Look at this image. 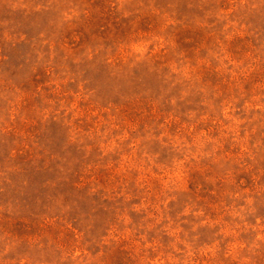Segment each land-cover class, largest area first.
I'll return each mask as SVG.
<instances>
[{"label":"rangeland","instance_id":"1","mask_svg":"<svg viewBox=\"0 0 264 264\" xmlns=\"http://www.w3.org/2000/svg\"><path fill=\"white\" fill-rule=\"evenodd\" d=\"M0 264H264V0H0Z\"/></svg>","mask_w":264,"mask_h":264}]
</instances>
